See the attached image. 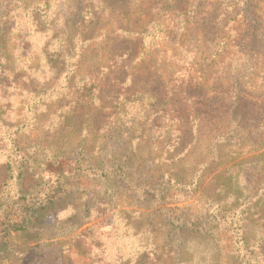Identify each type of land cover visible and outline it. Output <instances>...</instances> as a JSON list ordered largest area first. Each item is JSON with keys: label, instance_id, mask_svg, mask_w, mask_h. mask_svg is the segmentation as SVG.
Instances as JSON below:
<instances>
[{"label": "rangeland", "instance_id": "rangeland-1", "mask_svg": "<svg viewBox=\"0 0 264 264\" xmlns=\"http://www.w3.org/2000/svg\"><path fill=\"white\" fill-rule=\"evenodd\" d=\"M0 34V220L89 165L0 264H264V0H0Z\"/></svg>", "mask_w": 264, "mask_h": 264}, {"label": "trees", "instance_id": "trees-1", "mask_svg": "<svg viewBox=\"0 0 264 264\" xmlns=\"http://www.w3.org/2000/svg\"><path fill=\"white\" fill-rule=\"evenodd\" d=\"M9 57L10 52L6 48L5 35L0 34V59L2 60L0 61L3 63L2 67L0 66V72L5 73V75L10 74L14 69L11 67L13 61L12 63H9ZM58 136L60 137V135ZM261 136L264 139V122L263 127L261 128ZM252 145H255L256 147H253L254 149H257L251 150L252 154H255V152L264 149V143H260L258 139H256V141ZM72 154H74V157L69 161L63 158H56L55 160L50 161L48 170L53 176V180L51 181L52 183L49 190L43 192L42 194L41 192H39L33 199L20 198L19 201L13 202L11 204V210L3 212L0 220V260L2 259V256L4 255L3 253L6 251V248L8 249L7 243H9V237L30 232L33 226L36 224L37 219L42 213V210L47 205L55 203L71 191L73 182L76 181L77 177H79L80 175V170L87 167L89 169L88 160L85 159L81 155V152L77 149V143ZM110 168L103 167L100 169V171L102 173L114 172L119 168V166ZM94 169L95 171H97L99 169V166L95 164ZM108 170L110 171L108 172ZM120 178H122V176ZM126 181L127 188H132L134 181L129 177H126ZM146 187H148L147 184ZM145 190H143V192ZM234 229L236 230V228ZM189 230L191 233H198L197 231H203V229H201L202 231H195L193 228ZM186 232H188L186 230V227H177L175 229V226H173V228H168V234L173 233V235L175 236V245L182 243V236H184ZM207 235H209L207 231L202 232L201 234V236ZM178 254L179 252L177 253V256Z\"/></svg>", "mask_w": 264, "mask_h": 264}]
</instances>
